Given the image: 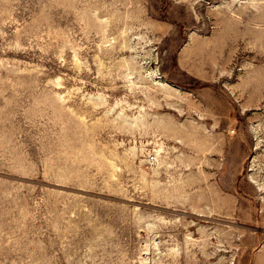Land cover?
<instances>
[{"label":"rangeland","instance_id":"obj_1","mask_svg":"<svg viewBox=\"0 0 264 264\" xmlns=\"http://www.w3.org/2000/svg\"><path fill=\"white\" fill-rule=\"evenodd\" d=\"M0 264H264V0H0Z\"/></svg>","mask_w":264,"mask_h":264}]
</instances>
